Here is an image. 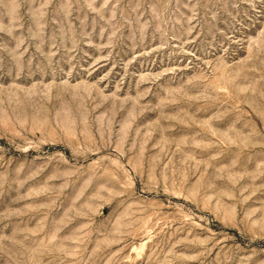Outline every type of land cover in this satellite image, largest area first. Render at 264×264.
Returning <instances> with one entry per match:
<instances>
[{
  "label": "rangeland",
  "instance_id": "obj_1",
  "mask_svg": "<svg viewBox=\"0 0 264 264\" xmlns=\"http://www.w3.org/2000/svg\"><path fill=\"white\" fill-rule=\"evenodd\" d=\"M0 264H264V0H0Z\"/></svg>",
  "mask_w": 264,
  "mask_h": 264
}]
</instances>
